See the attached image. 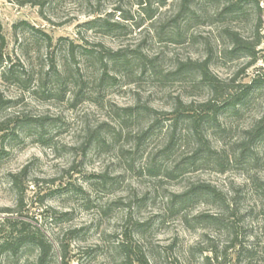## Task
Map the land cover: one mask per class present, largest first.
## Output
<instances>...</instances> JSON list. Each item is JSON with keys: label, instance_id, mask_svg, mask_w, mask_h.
<instances>
[{"label": "rangeland", "instance_id": "obj_1", "mask_svg": "<svg viewBox=\"0 0 264 264\" xmlns=\"http://www.w3.org/2000/svg\"><path fill=\"white\" fill-rule=\"evenodd\" d=\"M238 1L0 0V223L42 232L44 264L63 248L67 264H129L122 246L149 264L214 247L212 264H264V0ZM179 100L206 116L202 138Z\"/></svg>", "mask_w": 264, "mask_h": 264}, {"label": "trees", "instance_id": "obj_2", "mask_svg": "<svg viewBox=\"0 0 264 264\" xmlns=\"http://www.w3.org/2000/svg\"><path fill=\"white\" fill-rule=\"evenodd\" d=\"M241 2V0L238 1V3ZM236 2V5H238ZM140 5H143L144 2L139 3ZM233 4L232 6H234ZM143 9V6H141ZM144 10V9H143ZM198 67L200 68L201 71V77L204 81H207L210 84V87L212 91H214L215 98L218 97L219 94H223L225 92V86L222 84L217 77L212 76L211 73L209 72L208 66H207V61L201 62L198 64ZM214 99H209L206 102L200 104L201 111H204L206 114L207 112H212L213 117H216L219 113L217 106H215V101ZM241 96L239 94L236 95H231L228 96L226 99L227 102L224 101V103H229L234 105H237L240 103ZM228 105V104H225ZM203 108V109H202ZM192 110L191 105L185 106L183 103L179 100L177 107L175 108V114L178 116L187 114L186 118H188L189 121H191L194 132L197 134L198 137L202 138L200 135V127L201 124L205 122V117L204 115H192L190 111ZM2 124L0 123V130ZM264 133V112L261 116V118L257 122V127H256V135H261ZM203 143V142H202ZM21 174H13V184L18 187L20 190L19 186V181L18 177ZM208 188V186H207ZM21 201V199L19 200ZM1 213H10L12 212V209L10 208H0ZM19 225V226H18ZM0 226H6L7 227V233L5 235H2L0 238V254L9 251L13 256H17L19 252L25 251L27 248L31 247H36L38 255L36 259V264H44L48 256L50 255L52 251V245L49 243V241L46 239L45 235L40 232L39 230L31 231L27 228L29 224L24 221H19V220H9L7 218L3 219L2 222L0 223ZM235 238L231 240L230 245L234 246L235 245ZM122 250L125 251V261H128L129 264H133V262H136L137 264H149L148 260L140 254L136 258H132L130 255V248L129 246H122ZM226 251L227 248L224 249V255L221 256L220 252L217 250L216 247L211 248L209 250V256H205V261L204 264H212L214 261H218L219 259H224L226 258ZM60 258L62 259L64 264L66 263V253L65 249L61 250L60 253ZM133 259V260H132ZM1 264V262H0Z\"/></svg>", "mask_w": 264, "mask_h": 264}]
</instances>
